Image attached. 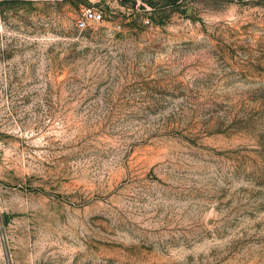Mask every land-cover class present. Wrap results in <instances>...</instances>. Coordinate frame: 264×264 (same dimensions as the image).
I'll list each match as a JSON object with an SVG mask.
<instances>
[{
  "label": "rangeland",
  "instance_id": "obj_1",
  "mask_svg": "<svg viewBox=\"0 0 264 264\" xmlns=\"http://www.w3.org/2000/svg\"><path fill=\"white\" fill-rule=\"evenodd\" d=\"M0 264H264V0H0Z\"/></svg>",
  "mask_w": 264,
  "mask_h": 264
},
{
  "label": "built area",
  "instance_id": "obj_2",
  "mask_svg": "<svg viewBox=\"0 0 264 264\" xmlns=\"http://www.w3.org/2000/svg\"><path fill=\"white\" fill-rule=\"evenodd\" d=\"M104 20V15L102 12L95 9H86L82 16L77 22V27L81 30L87 29L93 23H100Z\"/></svg>",
  "mask_w": 264,
  "mask_h": 264
}]
</instances>
